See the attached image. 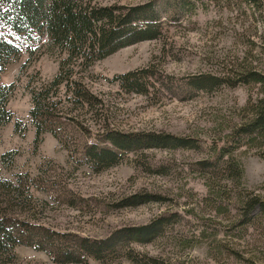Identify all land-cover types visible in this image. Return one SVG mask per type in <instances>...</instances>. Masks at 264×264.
Wrapping results in <instances>:
<instances>
[{
    "label": "rangeland",
    "instance_id": "rangeland-1",
    "mask_svg": "<svg viewBox=\"0 0 264 264\" xmlns=\"http://www.w3.org/2000/svg\"><path fill=\"white\" fill-rule=\"evenodd\" d=\"M147 1L90 4L130 7ZM249 1L190 0L172 19L161 4L156 39L123 47L85 69L79 62L65 65L68 80L96 100L75 107L67 102L68 88L58 86L60 144L48 133L34 142L29 91L49 84L65 54L41 38L18 55L0 59V84L10 85L5 110L11 113L0 126V214L95 239L161 215L168 219L150 242L117 247L102 262L82 264H264V213L255 207L244 217L242 203L253 196L264 200V146L245 143L231 152L243 168L240 182L226 179L220 164L215 169L198 164L226 145L228 135L250 118L252 105L264 101V80L232 88H184L203 76H231L240 66L264 77V0L259 9ZM144 69L151 76L141 94L123 91L113 80ZM107 129L160 132L194 139L198 146L127 153L117 165L96 173L83 163L81 147ZM215 191L219 201L212 199ZM137 194L150 200L117 207ZM70 196L79 197L75 206L66 202ZM0 264L54 263L44 252L17 245L0 255Z\"/></svg>",
    "mask_w": 264,
    "mask_h": 264
},
{
    "label": "trees",
    "instance_id": "trees-1",
    "mask_svg": "<svg viewBox=\"0 0 264 264\" xmlns=\"http://www.w3.org/2000/svg\"><path fill=\"white\" fill-rule=\"evenodd\" d=\"M249 2L257 9L262 6V0ZM161 4L170 9L171 19L175 18L179 9L191 5L190 0H148L130 7H96L91 6L90 0H0V59L6 61L7 58L18 55L21 49L26 50L41 38L46 39L48 46L65 54V58L59 62L57 74L49 84L29 91L28 116L33 127L34 142L39 140L40 135L48 133L61 143L57 133L58 98L54 95L58 86L65 85L68 88L67 102L75 107L93 105L96 100L85 87L68 80L71 73H65V70H69L65 69V65L72 66L71 63L79 62L78 65L85 69L123 47L156 39L160 21L158 8ZM239 68L241 71L231 76H203L198 81L185 83L184 88L194 91L222 86L232 88L248 82L263 83L264 77L258 72L244 66ZM150 76L151 73L144 69L116 75L113 80L123 91L141 94ZM9 86L0 84V126L11 119V113L5 110ZM18 124V121L14 122V128ZM69 124L76 129L74 127L77 124L73 121ZM96 140L81 147L83 163L96 173L117 165L127 153L148 149H193L198 146L191 138L151 131L123 133L107 129L97 135ZM245 143L256 148L264 146L262 100L252 105L250 118L228 135L226 145L213 150L209 160L198 164L201 168L211 169L220 164L225 167L223 173L226 179L240 182L243 168L231 157V152ZM261 155L264 156V153ZM224 156L228 157L224 159ZM7 185L11 187L12 183L7 181ZM219 193L215 191L212 199L219 201ZM78 199L79 197L70 196L66 202L69 206H75ZM149 200L147 195H132L120 200L117 207L138 206ZM242 203L244 217H248L255 207L264 213V200L258 196ZM166 224L168 219L161 215L145 225L119 228L103 239H95L72 233H59L0 214V255L10 254L15 246L24 245L44 252L54 264H82L87 259L102 262L113 255L117 247L150 242L162 232Z\"/></svg>",
    "mask_w": 264,
    "mask_h": 264
}]
</instances>
